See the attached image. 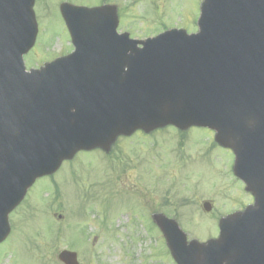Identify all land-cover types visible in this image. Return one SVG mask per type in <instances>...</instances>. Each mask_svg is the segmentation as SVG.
<instances>
[{
    "label": "water",
    "instance_id": "1",
    "mask_svg": "<svg viewBox=\"0 0 264 264\" xmlns=\"http://www.w3.org/2000/svg\"><path fill=\"white\" fill-rule=\"evenodd\" d=\"M32 5L0 0V241L33 180L76 151H107L136 129L196 125L232 148L255 203L221 219L206 245H186L176 225L155 221L179 264H264V0H203L197 34L172 29L144 41L116 33L114 7L64 3L75 50L25 72ZM58 257L78 264L74 253Z\"/></svg>",
    "mask_w": 264,
    "mask_h": 264
},
{
    "label": "rangeland",
    "instance_id": "2",
    "mask_svg": "<svg viewBox=\"0 0 264 264\" xmlns=\"http://www.w3.org/2000/svg\"><path fill=\"white\" fill-rule=\"evenodd\" d=\"M61 1L69 0H34L38 34L23 57L27 67L71 49ZM70 1L91 6L101 0ZM107 1L116 5L118 31L138 39L171 27L196 31L201 3ZM232 163L229 151L214 146L212 132L198 127L185 135L172 127L148 135L137 132L119 138L108 154L79 152L52 178L39 179L30 188L16 210V230L0 244V264H59L58 251L71 245L79 264H173L143 208L179 216L188 238L216 234L218 215L251 202L232 176ZM203 201L211 203L208 213L201 208ZM9 221L14 225L13 215Z\"/></svg>",
    "mask_w": 264,
    "mask_h": 264
},
{
    "label": "flooded vegetation",
    "instance_id": "3",
    "mask_svg": "<svg viewBox=\"0 0 264 264\" xmlns=\"http://www.w3.org/2000/svg\"><path fill=\"white\" fill-rule=\"evenodd\" d=\"M14 213H15V222H16V208H15V210H14ZM15 222H14V227L16 228V224H15ZM16 230V229H15Z\"/></svg>",
    "mask_w": 264,
    "mask_h": 264
}]
</instances>
